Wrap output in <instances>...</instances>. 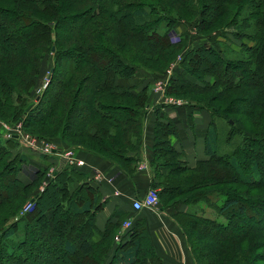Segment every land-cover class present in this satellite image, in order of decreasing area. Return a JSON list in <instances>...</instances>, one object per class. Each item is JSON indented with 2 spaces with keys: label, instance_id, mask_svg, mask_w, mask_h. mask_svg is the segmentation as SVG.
<instances>
[{
  "label": "trees",
  "instance_id": "obj_1",
  "mask_svg": "<svg viewBox=\"0 0 264 264\" xmlns=\"http://www.w3.org/2000/svg\"><path fill=\"white\" fill-rule=\"evenodd\" d=\"M211 1L216 10L208 17ZM175 2L183 8L174 9ZM152 3L0 0V19L8 20L0 23V121L20 123L24 132L37 139L54 141L57 153L61 144L68 150L91 152L129 174L138 162L132 154L144 138L149 89L148 85L123 87L118 80H128L139 69L150 72L137 61L138 55L164 70L171 58L184 51L182 39L172 41L170 32L173 20L184 21L183 9L195 19L197 31L233 27L235 40L242 42L247 54L245 60L226 61L215 48L188 51L165 90L168 96H191L186 98L193 101L187 103L209 114L206 158L195 167L187 166L182 154L170 145V138L177 136L176 126L158 117L149 163L151 189L158 191L163 209L188 207L189 211L176 214L174 220L195 264H264V0ZM246 8L248 15L239 25L236 20ZM69 21L77 24L62 35ZM239 29L252 33L245 35ZM45 55L52 56L53 65L48 83L31 107ZM196 56L205 64L203 68L194 60ZM233 90L243 91L242 99L229 100L228 107L220 108L218 104ZM251 95L259 99L258 104L243 107ZM236 105L243 108L236 109ZM80 106L87 109L86 114L75 119ZM30 128L48 131L51 136L33 134ZM11 135L3 138L0 133V166L6 161L0 167V213L5 211L0 216V264H30L33 259L53 255V246L59 259L47 264H158L151 244L138 241L134 226L125 234L129 240H119L116 255L110 257L120 223L108 219L104 231L98 230L95 217L103 207L102 195L90 181H84L86 177L75 166H66L50 177L46 170L36 171L29 175V183L22 182L18 174L26 159L17 153L12 161L7 159L8 151L21 140ZM20 144L23 146L22 140ZM220 185L247 187L261 195L244 197L237 190L216 189ZM38 187L43 188L33 193ZM23 202L30 208L19 217L17 209ZM200 203L225 221L208 216L205 208L196 207ZM241 222L246 227L236 235L233 232ZM195 235L212 238L217 248L214 254L201 249Z\"/></svg>",
  "mask_w": 264,
  "mask_h": 264
},
{
  "label": "crops",
  "instance_id": "obj_2",
  "mask_svg": "<svg viewBox=\"0 0 264 264\" xmlns=\"http://www.w3.org/2000/svg\"><path fill=\"white\" fill-rule=\"evenodd\" d=\"M150 80L149 74L139 71L128 80L119 79L117 83L123 87L141 89L148 85ZM149 92L148 109L144 118V138L140 149L132 154L138 162L136 169L131 173L123 172L118 165L94 153L76 148L68 150L61 144L57 146L61 152L43 156L21 146L20 149L27 156L28 164L23 166L18 178L29 183L31 180L29 175L36 171L46 170V173L51 174L59 172L68 166L66 154L71 153L72 159L83 162L82 167H75L76 171L84 175L86 177L84 181H90L102 195L103 207L95 217L98 230L104 231L108 219L112 223H120L110 257L116 255L119 240L122 242L129 240L130 237L125 235L127 230L123 228L124 221H129L136 228L138 241L142 245L147 242L151 244L159 260L158 264H195L178 222L174 220L176 214L189 211L188 207L175 205L163 209L158 205L154 209L135 211L132 202L142 200L151 189L149 163L153 158V129L156 119L159 117L160 120L166 119L174 123L177 136L170 138V145L182 154V161L190 167H195L197 161L206 158V131L211 119L206 111L195 109L173 95L168 96L164 90L157 94L152 90ZM97 175L100 178H97Z\"/></svg>",
  "mask_w": 264,
  "mask_h": 264
},
{
  "label": "rangeland",
  "instance_id": "obj_3",
  "mask_svg": "<svg viewBox=\"0 0 264 264\" xmlns=\"http://www.w3.org/2000/svg\"><path fill=\"white\" fill-rule=\"evenodd\" d=\"M155 0H147L148 3H151V4H154L152 2H154ZM171 2H169L170 4ZM208 5L211 7L210 10H209V13H208V17L211 16L212 13L215 9L216 10V6H214L213 2H208ZM175 6L174 9H181L183 8L178 2H175ZM172 9L173 11H170L171 13H174L176 15H178L175 10ZM162 13H165L163 11V9H160ZM165 10V9H164ZM248 8H246L242 13H241V19H239L238 21L236 20V23L237 24H241L242 22V19L243 17H246L248 15ZM181 13L182 15L184 16V21L182 23H179V22H176L175 20H173L172 22V25H171V34H172V41L175 40L176 42L179 41V39H182L183 41V52L178 54L176 57H173L170 59L169 61V64L168 66L164 69V70H159L157 67L154 66V64L152 65H149L145 60L144 58H140L138 55V60L140 64L142 65H147L146 67L149 68L150 72H147L146 70L144 69H139L136 71L139 72V71H145L147 74L150 75V83L148 84V93L150 94L149 91L152 90V92L154 93H160L161 91L166 90L168 84L170 83V80H171V76L173 74V72L175 70H178L179 68V65H180V62L184 56L185 53H187L188 51H195L196 49H198L199 47H202V48H206V49H213L215 48L221 55V57H223L226 61H233V62H238V61H243L247 58V54L243 52V49L241 47V43L242 42H239L238 40H235V33H232L234 30L233 27H229L227 29H221V30H212V31H206V32H203L202 30H198L196 29V25H195V19L194 18H190L188 15H187V12L185 11V9L181 10ZM185 15H184V14ZM170 17H172V15L170 14L169 15ZM168 16V17H169ZM179 16V15H178ZM180 17V16H179ZM181 19V18H180ZM8 20L6 19H0V23H6ZM74 24H77L76 22H73V21H69V23L65 24L64 26V29L62 30V35L64 34L63 31L65 30H69V28H72V26ZM225 25L223 26H216L217 28H222L224 27ZM216 28V29H217ZM227 30V31H225ZM233 30V31H232ZM239 32L240 33H244L245 35H251V30H240L239 29ZM243 42H245V45L247 46H252V43L248 40H243ZM133 53H135V50L133 49H130ZM136 54V53H135ZM194 60L200 62L199 64V68H203V66H205V64L200 61V57H195ZM101 63L103 66L104 65V60H101ZM111 63V62H110ZM52 65H53V58L51 55H45L44 59L41 61V71H40V74H39V77H38V84H37V87L35 88V90L32 92L31 96H33V98H36L32 101L31 103V107H34L36 105V102L37 100L40 98V95L42 94V91L44 90L46 84L48 83L47 79H48V76H49V73H50V70L52 68ZM135 73V75H136ZM134 75V76H135ZM210 79V77L208 78ZM212 79V78H211ZM219 90V94L221 93V90ZM242 92L243 91H240V90H233L231 92H229V94H226L224 97H226V101H224L222 103V105L218 104L220 106V108L224 109V107H228L229 104V100H232V101H235L237 102V100L239 99H242ZM166 93V92H165ZM222 94V93H221ZM225 94V93H223ZM207 96V95H205ZM85 97L86 95H83V97L80 98V102L82 103L84 100H85ZM186 97H189L191 98V96H186ZM186 97H177V99H179L181 102H189V101H193V100H189L187 99ZM195 99L197 98V96L194 97ZM192 98V99H194ZM210 98V97H208ZM204 99V98H203ZM258 101L259 99L256 97V96H247V98L245 99L244 102L245 105L243 107L246 106L249 107V106H252L254 104H258ZM237 106H240V108H243L241 107V105H236V109H237ZM78 112H76L74 114V118L75 119H78L82 117V114H86V110L87 109H84L83 107H79L78 108ZM233 118L235 117L234 115H231ZM236 118V117H235ZM219 123V121H218ZM224 128H226L224 126ZM43 130H40V129H37V128H30L29 129V132L33 133V134H36V135H43V133H48L47 136H51L50 133L48 131H43ZM0 133H2V136L3 138H9V134H12L11 136L14 135V138L15 137H19L21 139L22 136H28L30 137L31 139H34L35 140V143L37 145H44V144H49V145H52L53 146V143L48 142L47 140H40V139H37L36 137L32 136L30 133H27V132H24L22 130V125H20V123H14V124H8L7 122L3 123L0 121ZM19 140V139H18ZM224 140V138H223ZM21 140H19V145L18 146H15L14 150L10 149V151H8V157L7 159L10 161H12V159H15V155L16 153L20 156V158H24L26 159L27 156L25 154H23L21 152V144H20ZM54 142V141H52ZM6 163V161H4L2 164H1V168L2 166H4ZM28 164L27 162V159H26V165ZM48 174L47 177H50L51 176V173H46ZM179 176H182L183 178H186L185 175H175V177H178L180 178ZM219 188L223 191H227V190H234V191H238L239 193H241L244 197H256V196H260L261 193H258V191H252V190H249L247 187L246 188H243L241 186H238V185H232V186H225V185H220V186H217L216 189ZM41 187H38L37 189L33 190V193H37L38 190H40ZM185 198V197H183ZM212 201L214 202V199H212ZM216 204L218 205L219 204V199L217 198L216 200ZM28 203L26 202H23L21 204V206L19 207L18 206V209H17V216L19 217H22L23 214H25V209L27 207ZM196 207H198L199 209H204L207 210L206 212L208 213V216L210 215L211 217H214L215 219L219 220V221H225L223 218H220V217H216V214L211 210L209 209L204 203H200L198 204ZM190 209H191V206H190ZM16 212V213H17ZM5 214V211H1L0 213V216L2 218V216H4ZM207 216V215H206ZM207 216V217H208ZM68 225H70L69 223H67ZM245 224L243 222L240 223V226H239V229L234 231L233 233H235L236 235L239 234L240 230L242 231L243 229H245ZM198 237L197 235H195V239H196V243L197 245H199V247L201 249H204V250H207L209 254L215 252V250H217V248L215 247V244H213V239L212 238H205V239H201V238H196ZM51 253L53 255H48L47 256H44L43 258H39V259H33V261L31 260L29 263L30 264H47L49 261H51L53 258H56V259H59V254L57 253H54V250H55V247L53 246L52 249H51ZM212 251V252H211ZM263 253V252H262ZM261 253V254H262ZM68 258H69V255H68ZM70 259V258H69ZM72 259V258H71ZM205 262L208 261V257L204 259ZM221 264V263H220Z\"/></svg>",
  "mask_w": 264,
  "mask_h": 264
},
{
  "label": "built area",
  "instance_id": "obj_4",
  "mask_svg": "<svg viewBox=\"0 0 264 264\" xmlns=\"http://www.w3.org/2000/svg\"><path fill=\"white\" fill-rule=\"evenodd\" d=\"M23 146L27 147L29 150L32 149L38 153H41L42 155H52L55 153V147L49 144L44 145H37L35 143L34 139H31L28 136H22L21 137ZM67 159V165L70 167H82L83 162L79 160L72 159V154L68 153L66 154ZM97 178H100V176L97 175ZM158 191L154 189H150L146 196L142 200H135L132 202V208L135 211H140L142 209H154L157 208L159 205V196ZM30 208V205L28 204L25 211H27ZM133 224L129 221H124L123 228L125 230H130L132 228Z\"/></svg>",
  "mask_w": 264,
  "mask_h": 264
},
{
  "label": "water",
  "instance_id": "obj_5",
  "mask_svg": "<svg viewBox=\"0 0 264 264\" xmlns=\"http://www.w3.org/2000/svg\"><path fill=\"white\" fill-rule=\"evenodd\" d=\"M52 51H53V49H52Z\"/></svg>",
  "mask_w": 264,
  "mask_h": 264
}]
</instances>
